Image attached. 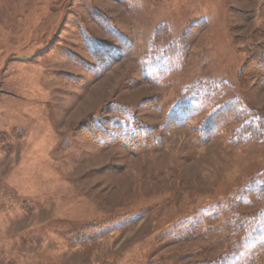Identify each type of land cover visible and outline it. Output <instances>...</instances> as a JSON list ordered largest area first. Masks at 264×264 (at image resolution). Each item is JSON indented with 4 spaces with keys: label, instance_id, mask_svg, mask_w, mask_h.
I'll return each instance as SVG.
<instances>
[{
    "label": "rangeland",
    "instance_id": "obj_1",
    "mask_svg": "<svg viewBox=\"0 0 264 264\" xmlns=\"http://www.w3.org/2000/svg\"><path fill=\"white\" fill-rule=\"evenodd\" d=\"M263 3L0 0V264H186L222 253L225 209L264 175V142L231 145L238 124L202 143L199 129L234 99L264 115V83L240 81L248 51L264 47V15H242ZM201 21L172 64L170 43L162 56L151 48L160 27L173 42ZM100 47L117 59L95 72ZM203 85L214 96L198 104L187 92ZM184 99L196 112L161 149L133 154L81 135L91 118L160 127Z\"/></svg>",
    "mask_w": 264,
    "mask_h": 264
},
{
    "label": "trees",
    "instance_id": "obj_2",
    "mask_svg": "<svg viewBox=\"0 0 264 264\" xmlns=\"http://www.w3.org/2000/svg\"><path fill=\"white\" fill-rule=\"evenodd\" d=\"M256 15H264V3L260 11L242 17L252 19ZM205 28L206 22L201 21L186 31L182 38L172 42L171 31L165 26L160 27L151 48L162 56L161 46L170 43L167 57L164 59L169 60L168 64H172L171 62L182 57L196 43ZM105 52L103 47L99 48L96 58L100 59L101 64L98 68H91L95 72H101V69L110 67L116 61V54L112 50L108 57L103 56ZM248 53L249 58L240 73L241 84H246L249 79L264 83V47L254 46ZM159 55L155 61L160 64ZM109 58L115 60L110 61ZM162 72L165 73L166 70L163 69ZM225 86L219 88L221 92ZM205 87L203 85L191 88L187 94L194 96L200 104L203 98L214 96L212 92H204ZM202 92L204 95L199 94ZM196 109L195 103L191 104L189 100L184 99L172 109L160 127L150 126L130 117L123 121L122 116L105 120L91 118L81 125L80 132L85 139L99 148L123 146L129 153L139 154L166 146L173 131L185 127ZM114 110L117 112V109ZM238 124L240 125L229 133L231 145H247L250 141L264 142V115L257 110H249L238 99L228 101L211 112L200 125L199 139L202 143H208L216 135L223 131L227 133L233 125ZM228 204L225 212L231 215V219L226 224L228 232L224 235L227 244L224 251L214 258L190 261L186 264H264V175L253 178L241 189L240 195Z\"/></svg>",
    "mask_w": 264,
    "mask_h": 264
}]
</instances>
